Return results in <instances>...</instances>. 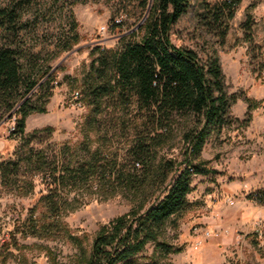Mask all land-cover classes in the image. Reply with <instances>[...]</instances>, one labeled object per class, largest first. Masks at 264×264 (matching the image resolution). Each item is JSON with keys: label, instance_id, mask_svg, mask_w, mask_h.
Wrapping results in <instances>:
<instances>
[{"label": "rangeland", "instance_id": "374dc122", "mask_svg": "<svg viewBox=\"0 0 264 264\" xmlns=\"http://www.w3.org/2000/svg\"><path fill=\"white\" fill-rule=\"evenodd\" d=\"M148 1L146 6L145 0H0V8L20 7L27 26L21 38L26 59L51 66L54 86L44 104L47 112L30 114L23 136L11 134V112L0 119V164L19 166L9 182L2 181L0 171V264H88L102 227L131 211L143 212L185 165L183 134L193 124L190 117L178 119L154 148L152 162L143 170L150 174L138 191L125 189L120 180L63 187L58 197L63 204L55 213L40 201L50 193L51 179L32 170L30 152L37 150L61 164L88 160L98 151L132 169L128 151L146 134L135 104H117L108 97L101 111L94 112L82 97L83 79L95 47L116 49L141 39L153 0ZM222 1L191 0L170 36L203 58H219L227 91L237 97L232 116L247 118L252 100V119L247 127L235 123L212 134L199 157L191 156L214 171L192 176L188 208L167 223L161 238L175 247L184 245L183 252L164 256L149 242L132 264H264V203L250 198L257 191L264 194V0H240L233 18L208 27L200 15L203 6ZM71 14L79 42L58 54L72 38ZM32 100L41 102L37 94ZM48 126L53 130L36 132ZM169 160L175 166L162 184L157 171ZM33 221L40 226L35 235L30 234Z\"/></svg>", "mask_w": 264, "mask_h": 264}, {"label": "trees", "instance_id": "16d2710c", "mask_svg": "<svg viewBox=\"0 0 264 264\" xmlns=\"http://www.w3.org/2000/svg\"><path fill=\"white\" fill-rule=\"evenodd\" d=\"M239 3L240 0H223L216 5L205 4L200 13L203 23L208 27L226 23L234 17ZM148 4L149 1L145 0V5ZM190 4L191 0H153L140 40H127L116 49L97 46L91 52L93 59L83 79L82 97L97 113L108 97L115 99L117 104L134 103L137 114L142 117L146 134L138 136L128 151L132 169L120 165L117 158L98 151L93 152L88 160L76 164H61L56 158L49 160L43 150L30 152L34 174L51 179L47 181L50 193L43 195L40 201H46L50 212L58 213L63 204L58 198L63 187L86 183L98 186L99 183L120 180L127 190L144 188L150 172L143 170L152 162L154 148L164 134L173 130L178 119H192V126L183 134L187 143L185 165L143 212L131 211L102 227L93 242L88 264H132L149 242L164 256L183 252L184 245L175 247L161 238L167 223L188 208L187 196L193 190L192 176L214 171L203 162L195 163L193 158L199 157L212 134H220L235 123L247 127L252 119L251 113L256 106L252 100H248L247 118L240 121L232 116L230 109L237 97L227 91L218 57L203 58L195 49L178 46L172 41V26L186 13ZM71 18L72 38L64 41L58 54L79 42L75 30L78 24L73 14ZM26 28L17 3L0 8V119L2 114L11 112L9 117H15L11 131L14 136L24 135L30 114L47 112L44 104L54 87L49 74L52 67L39 64L35 59L29 62L26 59L27 49L21 45ZM225 35L223 30L222 37ZM44 75L47 77L41 81ZM76 93L81 97L80 92ZM36 94L40 103L32 100ZM43 130L52 131L53 128L48 126L36 132ZM174 166L171 160L160 165L157 177L162 184ZM18 167L14 162L0 164L2 181L6 182L17 174ZM250 198L264 203L262 191L255 192ZM30 228V234L35 235L40 226L33 221ZM152 263L159 264L153 260Z\"/></svg>", "mask_w": 264, "mask_h": 264}, {"label": "built area", "instance_id": "2783aa9c", "mask_svg": "<svg viewBox=\"0 0 264 264\" xmlns=\"http://www.w3.org/2000/svg\"><path fill=\"white\" fill-rule=\"evenodd\" d=\"M78 95V93H76ZM14 129V126L11 127V131ZM210 235V233H208Z\"/></svg>", "mask_w": 264, "mask_h": 264}]
</instances>
